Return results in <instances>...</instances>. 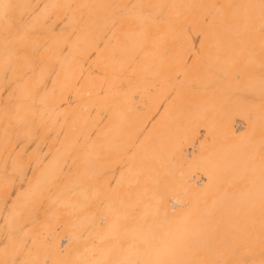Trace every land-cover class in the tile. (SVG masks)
I'll return each instance as SVG.
<instances>
[{"label":"bare ground","instance_id":"bare-ground-1","mask_svg":"<svg viewBox=\"0 0 264 264\" xmlns=\"http://www.w3.org/2000/svg\"><path fill=\"white\" fill-rule=\"evenodd\" d=\"M9 2L0 264H259L261 0Z\"/></svg>","mask_w":264,"mask_h":264},{"label":"snow or ice","instance_id":"snow-or-ice-1","mask_svg":"<svg viewBox=\"0 0 264 264\" xmlns=\"http://www.w3.org/2000/svg\"><path fill=\"white\" fill-rule=\"evenodd\" d=\"M16 5L9 2V0H0V19L5 21L6 27L12 29L15 26V20L11 15ZM261 7L264 8V0H261ZM248 264V262H242ZM259 264H264V259H261Z\"/></svg>","mask_w":264,"mask_h":264}]
</instances>
